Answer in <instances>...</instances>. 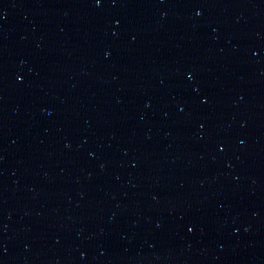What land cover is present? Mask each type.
<instances>
[{
	"label": "water",
	"instance_id": "95a60500",
	"mask_svg": "<svg viewBox=\"0 0 264 264\" xmlns=\"http://www.w3.org/2000/svg\"><path fill=\"white\" fill-rule=\"evenodd\" d=\"M0 264H264V0H0Z\"/></svg>",
	"mask_w": 264,
	"mask_h": 264
}]
</instances>
